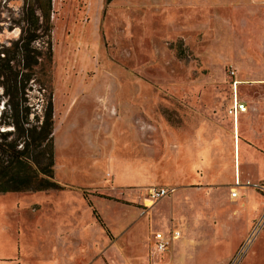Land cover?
<instances>
[{
  "label": "rangeland",
  "instance_id": "rangeland-1",
  "mask_svg": "<svg viewBox=\"0 0 264 264\" xmlns=\"http://www.w3.org/2000/svg\"><path fill=\"white\" fill-rule=\"evenodd\" d=\"M25 2L0 0V50L18 36ZM50 2V57L45 70L32 69L26 95L38 110L42 93L50 94L53 178L63 188L0 192V254L10 258L0 264L18 255L19 264H85L91 258L103 264L99 255L93 258L92 239L79 252L77 215L98 244L115 241L103 245L109 252L132 253L143 242L141 264H176L173 244L153 252L155 230L172 225L183 239L181 229L193 222L205 223L201 235H218L211 233L217 223L244 224L250 217L246 234L244 227L232 228L237 242L223 264H264L263 196L253 187L264 178L231 174L232 143L236 165L239 146L241 170L247 152L264 158V146L246 139L240 124L232 142L228 111L233 78L247 107L264 101L258 99L264 96V0ZM1 93L0 85V106ZM211 129L214 148L207 147ZM151 186L172 190L147 200ZM231 190L237 196L229 197ZM72 205L76 214L68 211ZM63 236L76 246L70 259L61 255ZM247 252L251 257L243 261Z\"/></svg>",
  "mask_w": 264,
  "mask_h": 264
},
{
  "label": "trees",
  "instance_id": "trees-1",
  "mask_svg": "<svg viewBox=\"0 0 264 264\" xmlns=\"http://www.w3.org/2000/svg\"><path fill=\"white\" fill-rule=\"evenodd\" d=\"M22 9L24 32L13 42L11 57L1 66L4 72L3 94L7 97L0 113V123L12 130L0 131V191L61 189L53 178L52 106L49 93H42L40 108L27 102L25 89L37 66L45 70L50 57V0H25ZM106 2L109 0H105ZM39 41V45L34 43ZM22 62L19 66V62ZM21 74L18 76V74ZM27 89H29L27 87ZM53 134V127H52ZM11 135L9 138L8 136ZM20 144V146H18ZM83 197L85 191H81ZM97 221L98 214L92 209Z\"/></svg>",
  "mask_w": 264,
  "mask_h": 264
},
{
  "label": "crops",
  "instance_id": "crops-1",
  "mask_svg": "<svg viewBox=\"0 0 264 264\" xmlns=\"http://www.w3.org/2000/svg\"><path fill=\"white\" fill-rule=\"evenodd\" d=\"M233 79L236 80V85H237V83H239V80L236 78H233ZM236 96H237V93H236ZM262 98H264V96H260L258 99H262ZM230 103H231V99H230ZM246 112H249V113H247V115L244 116V113H246ZM250 112H251V114H250ZM229 118H230V123H231V127H232V142H233V139L235 138V129H237V133H238L239 132L238 124H240L242 126V134L246 139L250 140L251 142H255L257 144L264 146V101L263 100H257L256 103L254 104V106H252V107H247V105H246L245 110L236 111L234 115L232 113H229ZM239 118H240V120H239ZM257 120L261 121V125H256L255 121H257ZM256 129L259 132H261V135L258 138H254L253 134H252L253 131H257ZM211 132H212V139L209 140L207 147L212 146L214 148L216 145L215 136L217 133L215 132L214 129L213 130L211 129ZM236 149H237V145H236ZM236 152H237V165H236V160H234V158H233V143H232V160H233L232 163H233V166H232L231 174H233V176H235L237 173L238 177H239V175H242L244 177H248L251 179L264 178V158L263 157L256 155L254 152L253 153L247 152L246 156L249 159V163H248V165L242 166L243 168L241 170L240 165H239V146H238V150H236ZM234 163H235V166H234ZM251 164L253 167L251 166ZM234 172H235V174H234ZM186 178L192 179L193 177L191 175H188V176L179 175V176H177V179H186ZM260 182H264V180H262ZM55 190H57V189H55ZM86 191H87L86 195L91 197L92 194L90 192H88V190H86ZM260 193L263 196V202H262L261 207L259 209V212H260L259 214L261 216L262 213L264 212V206H263L264 194L261 191H260ZM229 195H230L229 197H235V196H237V192L234 195H231L229 193ZM244 195H245V197H247L248 202L253 203V201H254V203L256 204V201L253 200L249 196V194L245 193ZM81 198H83V195L81 196ZM251 199L253 201H251ZM239 204L246 207L244 200H241L239 202ZM242 206H239V209L242 208ZM239 209L236 210L237 214H239L238 212L241 211ZM68 211H69V213L74 214L77 211V206L72 205ZM58 212L59 211L55 209V213H58ZM67 216H68V213H67ZM239 216L240 215H238V217ZM76 217H77V221H75L74 226H75V228L78 226L77 228L79 229L78 230L79 231V239H78V243H79V245H78L79 249L78 250H79V252L83 250L84 243L87 242L89 239H92V241H90V242H92V244L94 243V246L97 248V253L93 256V258H95L97 255H99L100 259H102L103 264H141L142 261L140 260L141 259L140 256L142 254L141 252H143L142 251L143 250V248H142L143 242L140 244L139 243L136 244V249L132 253H127V252H130V250L118 253L119 250H117V249H116V251L109 252L106 247L115 241L110 242V240L106 238L105 242L103 241L102 243L98 244L95 241V239L93 240V238H91L88 235L87 226L82 222V220H80V217L78 215ZM60 220H61L62 224H64V222H66L65 215H61ZM75 220H76V218H75ZM252 224H253V218L251 219L250 217H249V219L244 220V224L242 222L238 224L237 219L236 220L230 219L227 221H222L220 223V226L217 223L215 228L211 227L212 228L211 233H213V231H216V233L218 235H214V234L201 235L200 233H203V231H204L203 228L206 227L205 223L200 226L199 224L194 225L193 222L192 223L186 222V226H187L186 229L185 228L181 229V230L186 232L184 234L185 237L183 239H181V237H180L181 234H180V231L177 229V227H174L172 225H170L166 228V232H163L162 230H159V231H162L163 233H167L170 229H175V230L179 231L178 236L173 238L171 241V244H173V247L171 250V257H172V259H174L176 264H223V262L226 258L231 257L232 246L235 244V242H237V241L233 240V237H231L232 231H233L232 228H234L235 226H238L236 229L240 228V230H238V231H241L242 227H244L243 230H245V231H243V232L246 234L248 232V230H250V227L252 226ZM198 228H200V230H199L200 233L198 231ZM208 228H209V225H207V229ZM155 231H157V230H155ZM204 232L207 233L206 230ZM219 232H221V234H219ZM153 233H151V235H150V241L152 244L153 252H156V251H154V247H153L154 246ZM241 234H242V232H241ZM254 235H255V233L252 235V237ZM257 238H259V236H257ZM70 239L71 238L65 237V236H63V238H62L63 250H62L61 255L67 259H70V257H73L76 254V250H75L76 246L74 245L72 247ZM233 241H235V242L233 243ZM196 242L200 243V246L204 245V247L196 246ZM224 244H225V246H224ZM252 244H253V242H252ZM103 245L106 247H103ZM219 245H220V249L218 248ZM126 247L127 246H125L124 249H126ZM128 247H129V245H128ZM167 249H168V247L162 251H159V252L157 251L156 253L161 254L162 252H164ZM15 253L16 254H13V257L18 254L17 248H16ZM132 256H134L137 259L134 260L132 258ZM18 257H19V255H18ZM18 257H16V258L14 257L15 258L14 263H10V264H19L20 262L18 260ZM250 257H251V253L247 252L243 258V261H247V259H249ZM192 258H193V261L191 260ZM7 259L9 260L10 258H8V257L6 258L4 255L0 254V261H6ZM11 260H12V257H11ZM139 260H140V262H139ZM91 263H92V258L89 261H87L85 264H91Z\"/></svg>",
  "mask_w": 264,
  "mask_h": 264
},
{
  "label": "built area",
  "instance_id": "built-area-1",
  "mask_svg": "<svg viewBox=\"0 0 264 264\" xmlns=\"http://www.w3.org/2000/svg\"><path fill=\"white\" fill-rule=\"evenodd\" d=\"M229 72L232 74L233 71L230 69ZM231 86H232V95H231V103L229 105V113L235 114L236 111H243L246 108V105L244 102L240 101L236 96V80H231ZM235 182L238 184V179L236 178ZM250 183L249 181H246L245 184ZM253 187L260 190L264 194V182H257L253 183ZM172 190V187L169 186H151L147 189V200H153L156 199L162 195L168 194ZM231 195L235 194L234 190L230 191ZM179 234L178 230L170 229L167 233H163L162 231H155L153 233L154 237V251H162L166 249L173 238L177 237Z\"/></svg>",
  "mask_w": 264,
  "mask_h": 264
},
{
  "label": "flooded vegetation",
  "instance_id": "flooded-vegetation-1",
  "mask_svg": "<svg viewBox=\"0 0 264 264\" xmlns=\"http://www.w3.org/2000/svg\"><path fill=\"white\" fill-rule=\"evenodd\" d=\"M22 14H21V21L23 22L21 25H20V29H19V34H18V36L14 39V40H12V41H10V43L8 44V45H6V46H3L2 48H1V50L0 51H2L3 52V56L2 57H0V60H3V62L2 63H0V74L2 75V78H1V80H0V85H1V87H2V95L3 96H5L4 94H3V85H2V83H1V81H2V79H4V72L2 71V69H1V66L5 63V61L6 60H4L3 58H5L7 55H8V58H11V59H9L8 60V64H11L12 62H13V60H14V62H15V60L16 59H14V58H12L11 57V54H12V47H13V42L14 41H17L19 38H20V36H21V34L24 32V27H25V20H23V12H21ZM38 46V45H37ZM11 62V63H10ZM21 61L19 62V66L21 65ZM19 75H21L20 73L18 74V76ZM25 96H27L26 94H27V87H26V89H25ZM231 94H232V92H231ZM6 97V96H5ZM7 98V97H6ZM6 98H5V100H6ZM4 100V101H5ZM4 101L2 102V105L0 106V113H1V111H2V109H3V104H4ZM1 125H4L5 126V128L4 129H1L0 131H8V130H12V128H13V126H11L10 124H4V123H0ZM6 126H8V127H6ZM53 127V126H52ZM52 127H51V133H50V135H51V140H52V136H53V134H52ZM54 133V132H53ZM11 135H9L8 136V138L10 137ZM18 146H20V144H18ZM52 148H53V140H52ZM43 190H48V189H43ZM8 191H17V190H8ZM19 191V190H18ZM22 191V190H21ZM31 191H36V190H31ZM0 192H7V191H0Z\"/></svg>",
  "mask_w": 264,
  "mask_h": 264
}]
</instances>
